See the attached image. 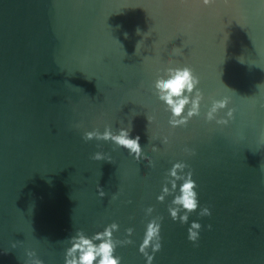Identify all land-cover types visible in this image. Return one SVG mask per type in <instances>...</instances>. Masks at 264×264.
I'll return each mask as SVG.
<instances>
[{
	"label": "water",
	"instance_id": "1",
	"mask_svg": "<svg viewBox=\"0 0 264 264\" xmlns=\"http://www.w3.org/2000/svg\"><path fill=\"white\" fill-rule=\"evenodd\" d=\"M182 67L202 100L198 116L172 128L154 83ZM225 98L216 119L231 109L232 120L207 122ZM261 105L264 0H0V264H25L27 251L64 264L76 232L91 238L112 224L113 242L132 241L114 256L146 264L138 248L156 217L162 246L152 264H264ZM105 127L139 136L153 166L82 139ZM96 152L110 162L94 161ZM178 162L197 184L184 225L169 217L172 196L156 199ZM202 207L211 215L200 217ZM192 222L201 225L195 246Z\"/></svg>",
	"mask_w": 264,
	"mask_h": 264
},
{
	"label": "clouds",
	"instance_id": "2",
	"mask_svg": "<svg viewBox=\"0 0 264 264\" xmlns=\"http://www.w3.org/2000/svg\"><path fill=\"white\" fill-rule=\"evenodd\" d=\"M215 0H200V3L207 7L213 4ZM168 79H158L154 83V88L158 93V98L166 105L167 111L170 112V119L168 121L170 127L177 128L183 127L188 123V120L194 116L199 115L200 102L202 95L197 89L199 79L193 74V70L189 67L170 68ZM195 91V96L192 94ZM190 97H192L190 99ZM191 104L187 114L184 110ZM228 104V100L221 99L213 101L211 107L208 109L205 120L207 122L215 120L219 126H227L233 118V110H228L226 119H216V114L219 110L224 109ZM264 108V105H261ZM130 129H120L118 134H113L110 128L105 127L101 134L97 130L85 132L82 139L85 142L96 140L97 142H111L117 148H123L128 151L129 156L134 160H147L148 166L152 167V161L143 155L141 146L139 144V136L129 138ZM162 144H167V137L163 138ZM153 152L157 151L153 147ZM189 155H194L190 149H185ZM94 161H108L105 154L96 152L91 157ZM110 162V161H108ZM188 166L185 163L178 162L172 165L167 172L168 181L162 186L161 194L157 196V202L163 203L166 197L172 196L170 205L168 206V214L173 222L177 220L181 225L187 224L191 213L195 212L198 208L197 199V184L192 179V171L185 172ZM179 184V187H178ZM98 196L103 198L105 192L98 188ZM153 209L150 207L146 209V215H150ZM183 213L178 215L179 213ZM200 217H208L211 215L208 207L200 208L198 213ZM162 217L152 219L147 225L144 233L142 243L138 248V252L145 258L146 264H152L154 255L161 250V236H160V221ZM117 225L112 224L106 227L103 232L97 233L91 238H86L82 232H76L73 237L68 240L71 246L65 250L64 264H121V258L114 256L117 245L131 244L132 241L125 239L119 242H113L112 232L117 230ZM211 229V225L207 226ZM201 225L198 222H192L187 229V240L194 246L199 240V233ZM132 229L126 230V234L130 236ZM99 243H95V242ZM15 245H13L14 247ZM151 249V255L148 250ZM27 260L25 264H43V261L36 258V253L27 251L25 253Z\"/></svg>",
	"mask_w": 264,
	"mask_h": 264
}]
</instances>
